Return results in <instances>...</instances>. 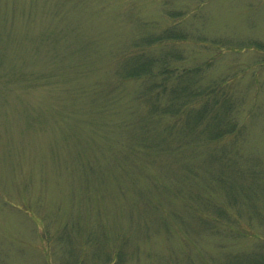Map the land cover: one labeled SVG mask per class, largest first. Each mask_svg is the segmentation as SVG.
<instances>
[{"label": "rangeland", "instance_id": "374dc122", "mask_svg": "<svg viewBox=\"0 0 264 264\" xmlns=\"http://www.w3.org/2000/svg\"><path fill=\"white\" fill-rule=\"evenodd\" d=\"M167 26L185 39L148 46ZM141 36L227 80L237 133L202 143L219 159L131 144L144 81L114 70ZM119 235L123 264H264V0H0V264L120 262Z\"/></svg>", "mask_w": 264, "mask_h": 264}, {"label": "trees", "instance_id": "16d2710c", "mask_svg": "<svg viewBox=\"0 0 264 264\" xmlns=\"http://www.w3.org/2000/svg\"><path fill=\"white\" fill-rule=\"evenodd\" d=\"M173 24L171 23L170 25L172 26ZM171 26L164 27L158 35H149V40L147 38L146 41L148 46H154V44H174L185 39L180 31H174L175 29H172ZM142 38V36L137 37V40L132 43L131 48L124 52L123 62L119 63L114 70L119 82L129 79L144 81L143 90L139 92L140 95L138 97L146 103L147 109L134 122V129H129L130 134L133 133L131 131H134L133 136H130L132 140L131 144L133 146L140 145L141 147L142 143L139 142H145L144 137L147 134L155 137L159 144H165L177 138L180 143L166 149L160 147L158 149H150L149 153L159 155V153L165 154L170 152L169 154L171 155L175 150H180L181 153L179 155L185 157H189L192 154L194 155L193 158H203L205 155H208L211 159H219V150H208L207 145H203L202 143L217 142L228 135H235L237 133V121L234 114L237 105L228 90L224 87L227 80L222 77L216 82H202L199 78L203 71L202 66H178L176 61L183 60L178 52H173L171 56L169 52L161 55L149 53L142 47ZM201 163L196 166L195 170L197 173L189 162L185 163L182 167L184 174H187V176H197V178L201 177L204 181L208 179L214 180L219 186L223 185V181L229 175L225 173V177L224 174L213 176L201 167ZM129 177L132 178L131 174ZM123 188L127 190L129 187L126 185ZM203 189L209 190L210 185L205 184ZM225 189L227 190V188ZM176 190L178 195L180 187H177ZM189 190L190 185H187L186 188L182 187L183 194H188ZM138 193H135V195H138ZM205 200L207 203L206 208H215L214 211L218 216L226 217L227 213H229L228 210L220 208L219 205H215V203L207 199ZM229 200L235 203L233 195H230ZM156 207H153V209L157 210ZM143 211L145 216L146 210ZM159 212L155 216V219L158 218L160 220L158 221L159 226H168V219H164ZM203 212L204 210H193L192 213L203 220H209V218L203 216ZM144 216L143 220L145 224L142 222L138 223L139 225H143V227H147L146 223L149 221ZM180 220L188 224L187 219L181 218V215ZM161 224L164 225L161 226ZM124 238L126 239V236H120V244L115 248L116 255L118 257L124 256L123 260L120 262L112 260L110 264H123L126 257L123 247ZM237 262L239 261H236L235 264H257L254 261Z\"/></svg>", "mask_w": 264, "mask_h": 264}]
</instances>
